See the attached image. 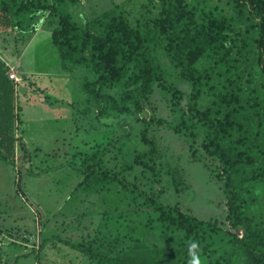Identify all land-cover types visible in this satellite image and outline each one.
<instances>
[{
	"label": "rangeland",
	"instance_id": "obj_1",
	"mask_svg": "<svg viewBox=\"0 0 264 264\" xmlns=\"http://www.w3.org/2000/svg\"><path fill=\"white\" fill-rule=\"evenodd\" d=\"M65 1L72 20L81 30L95 34L101 30L105 14L116 5L122 6L131 18L141 0ZM209 3L217 6L222 15L234 13L229 0ZM55 19L56 14L45 11L29 19L28 27L32 28L24 30L29 38L18 45L10 60L26 79L16 91L15 166L0 162V264H112L107 258L120 257L126 249L175 247L182 231L166 229L158 221L152 203L118 182L69 166L39 176L24 171L27 168L37 172L46 166L70 160L80 162L91 156L99 169L158 194L157 199L163 203L179 205L197 222L201 220L200 226L205 230L206 223L212 222L217 228L207 229L204 243L229 244L232 235H239L241 230L230 228L225 219L226 197L216 175L220 163L200 149L203 134L196 139L194 155L185 137L166 124L176 118L169 94L158 88L142 101L143 111L138 115L97 116L86 94L98 69L92 60L77 64L69 60L64 67L60 64L51 40ZM19 23L0 29V44L14 35L6 31L23 33ZM232 24L237 31L248 34L243 23ZM85 55L89 59L87 52ZM245 66H251L253 81L249 82L244 70L241 86L250 95L251 84L264 80V76L256 61L241 69ZM167 80L174 81L169 75ZM176 83L184 92L189 90L185 82ZM205 97L203 94L202 98ZM179 104L185 107L184 97ZM143 119L149 122L148 132L157 140L155 162L178 169V191L169 175L153 183L150 172L141 171L132 161L135 152L145 148L139 140ZM242 198L264 216V170H257L255 177L244 184Z\"/></svg>",
	"mask_w": 264,
	"mask_h": 264
},
{
	"label": "trees",
	"instance_id": "obj_2",
	"mask_svg": "<svg viewBox=\"0 0 264 264\" xmlns=\"http://www.w3.org/2000/svg\"><path fill=\"white\" fill-rule=\"evenodd\" d=\"M229 2L234 13L222 15L209 0H141L131 18L116 5L105 14L101 30L93 34L82 31L72 20L65 0H0V29L13 28L20 22L26 30L32 28L28 27L29 19L37 12L56 14L51 40L63 67L69 60L76 64L92 60L98 69L86 94L97 116L138 115L143 111L142 101L158 88L169 94L176 118L166 123L168 127L185 137L194 155V144L202 133L200 149L220 163L216 175L226 197L225 219L230 228L241 230L239 235H232L229 244L204 243L207 229L217 228L212 222L206 223L205 230L201 220L197 222L179 205L163 203L157 199L158 194L96 167L94 156L46 166L37 172L24 168L27 174L39 176L69 166L114 180L152 203L166 229L182 231L175 247L126 249L120 257L107 258L112 264H188L192 241L199 243L201 264H264V216L242 198L244 184L255 177L257 170H264V80L251 84L250 95L241 86L244 70L249 82L253 81L251 66L241 69L248 62L256 61L264 76V0ZM234 21L243 23L248 34L237 31ZM8 70L0 56V162L14 167L17 87ZM168 75L174 81H168ZM176 82H185L189 90L184 92ZM182 97L184 108L179 104ZM148 131L149 122L143 119L139 140L145 148L135 152L132 161L141 171L150 172L153 183L169 175L178 191V169L155 162L158 144ZM17 183L19 189V180Z\"/></svg>",
	"mask_w": 264,
	"mask_h": 264
},
{
	"label": "crops",
	"instance_id": "obj_3",
	"mask_svg": "<svg viewBox=\"0 0 264 264\" xmlns=\"http://www.w3.org/2000/svg\"><path fill=\"white\" fill-rule=\"evenodd\" d=\"M21 31L23 33H19V31L14 32L12 30L9 32L6 31V33H10V32L12 34L14 33V35L10 36L6 42L0 44V56L2 57V59L7 64L9 70H12L13 72H15L23 80V79H26V77L22 74V72L20 70L16 71L15 66L10 63L11 58L13 57V55L16 53V51L18 49L17 48L18 45L22 44L23 42H26V40L29 38L26 36L27 33L24 31V29ZM2 33L3 32H0V34H2ZM29 36H31V35H29ZM3 37L4 36H2V39H3ZM60 64H61V62H60ZM61 68H63V67L61 66Z\"/></svg>",
	"mask_w": 264,
	"mask_h": 264
},
{
	"label": "clouds",
	"instance_id": "obj_4",
	"mask_svg": "<svg viewBox=\"0 0 264 264\" xmlns=\"http://www.w3.org/2000/svg\"><path fill=\"white\" fill-rule=\"evenodd\" d=\"M199 243L196 241H192L188 245V255L190 259L188 260V264H201L200 255H199Z\"/></svg>",
	"mask_w": 264,
	"mask_h": 264
},
{
	"label": "built area",
	"instance_id": "obj_5",
	"mask_svg": "<svg viewBox=\"0 0 264 264\" xmlns=\"http://www.w3.org/2000/svg\"><path fill=\"white\" fill-rule=\"evenodd\" d=\"M8 76L10 79H12L14 81L16 87H18V84L21 82L22 78L20 76H18L12 70H8Z\"/></svg>",
	"mask_w": 264,
	"mask_h": 264
}]
</instances>
